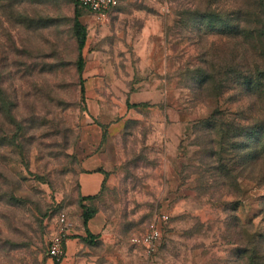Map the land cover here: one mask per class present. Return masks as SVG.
I'll use <instances>...</instances> for the list:
<instances>
[{
    "label": "rangeland",
    "instance_id": "374dc122",
    "mask_svg": "<svg viewBox=\"0 0 264 264\" xmlns=\"http://www.w3.org/2000/svg\"><path fill=\"white\" fill-rule=\"evenodd\" d=\"M75 6L0 0V264H60L48 238L59 213L86 237L82 205L95 264H264V0H121L104 24L78 7L82 98ZM90 153L105 180L81 200ZM153 221L148 252L130 238Z\"/></svg>",
    "mask_w": 264,
    "mask_h": 264
},
{
    "label": "built area",
    "instance_id": "2783aa9c",
    "mask_svg": "<svg viewBox=\"0 0 264 264\" xmlns=\"http://www.w3.org/2000/svg\"><path fill=\"white\" fill-rule=\"evenodd\" d=\"M78 6L83 8L96 24L110 22L114 9L121 0H77ZM167 215L161 214L158 220L165 221ZM69 224L64 213L57 215L52 232L48 238L46 255L52 261L58 263L65 256V243L68 237ZM161 237L160 227L157 221L151 222L145 231L130 238L134 245L142 247L145 251L156 248Z\"/></svg>",
    "mask_w": 264,
    "mask_h": 264
},
{
    "label": "crops",
    "instance_id": "0c3cea01",
    "mask_svg": "<svg viewBox=\"0 0 264 264\" xmlns=\"http://www.w3.org/2000/svg\"><path fill=\"white\" fill-rule=\"evenodd\" d=\"M141 96L142 93H136L131 96L129 99L130 103H128L129 106L127 104L126 112L129 113L131 108H140L141 104H143L142 102L145 101ZM173 127H170L173 132L171 130L170 133L166 131V136L169 134L168 136L171 137L172 144L176 142L177 134L180 132L183 125L178 124ZM81 168L79 174L80 195L89 196L97 194L105 180L101 157L98 153H90L84 156L81 161ZM92 217L89 220H91ZM89 220L86 228L92 233L88 225ZM84 243L80 232L77 234L70 233L65 243V256L60 264H95L93 254H89L88 250L84 248Z\"/></svg>",
    "mask_w": 264,
    "mask_h": 264
},
{
    "label": "trees",
    "instance_id": "16d2710c",
    "mask_svg": "<svg viewBox=\"0 0 264 264\" xmlns=\"http://www.w3.org/2000/svg\"><path fill=\"white\" fill-rule=\"evenodd\" d=\"M78 5V2H77ZM79 7V6H78ZM77 6H75L74 8V12H73V24H72V28H73V33L77 42V50H78V56H77V60H76V71L79 75V86H80V96L81 98L84 96V86H83V81L81 78V72L83 70V66H84V61H83V57H82V48L85 45V40H86V30H85V26L79 21V9ZM129 106V104H128ZM262 120H264V118H262ZM206 121L209 122V124L214 125L216 122L221 123L222 122V114L221 112L218 111L217 108L213 109L212 112H210V115L206 118ZM253 125L250 126H246L245 128H240V131H244V136H248L249 132L251 131L250 129L252 128ZM219 127V126H218ZM220 128V127H219ZM262 129H264V124H262L261 126ZM262 138H264V134L262 136ZM262 143H264V140L262 139ZM264 148V146H263ZM264 151V149L261 150H257V152L255 151V157H257L259 154H261ZM261 152V153H260ZM257 155V156H256ZM95 195H89V196H81V200H88V199H92ZM82 207L84 208L81 218H82V223L85 227L86 230V237H83L82 240L86 241L87 237L92 238V234L87 230L86 225L88 220L93 216L94 211L92 209L87 208L86 206L82 205ZM258 258H260V256H258Z\"/></svg>",
    "mask_w": 264,
    "mask_h": 264
}]
</instances>
